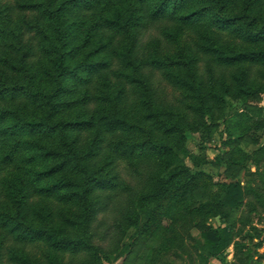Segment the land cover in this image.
Masks as SVG:
<instances>
[{
    "label": "trees",
    "instance_id": "1",
    "mask_svg": "<svg viewBox=\"0 0 264 264\" xmlns=\"http://www.w3.org/2000/svg\"><path fill=\"white\" fill-rule=\"evenodd\" d=\"M262 94L264 0H0V264H252L264 144L244 182L183 159Z\"/></svg>",
    "mask_w": 264,
    "mask_h": 264
},
{
    "label": "rangeland",
    "instance_id": "2",
    "mask_svg": "<svg viewBox=\"0 0 264 264\" xmlns=\"http://www.w3.org/2000/svg\"><path fill=\"white\" fill-rule=\"evenodd\" d=\"M230 105V114L232 115L236 109L243 111L241 103L232 102ZM253 106H264V94L259 101H251ZM234 122V121H233ZM228 124L220 122L211 134V137L204 141L202 133H189L187 148L190 155L183 161L193 169H203L210 173L217 184L229 182L234 179H240L244 182V176L247 167L255 170L248 155H251L261 144H264V127L253 128L248 131V134L243 135L240 139L231 140L233 136L230 134ZM247 122L241 123V129L246 128ZM239 212L233 213V218H236ZM208 224L214 227L226 225L220 216L211 217ZM194 235H198L197 230H192ZM259 254H255V261L252 264H264V245L259 248ZM262 256V257H260ZM149 250L143 243L133 249L131 253L117 256L112 263L104 264H148ZM174 264H187L181 258L172 256ZM226 261L234 260V245L231 244L225 252ZM260 260V262L258 261ZM205 261V260H204ZM206 262V261H205ZM208 264H222L218 258H211L207 261Z\"/></svg>",
    "mask_w": 264,
    "mask_h": 264
},
{
    "label": "crops",
    "instance_id": "3",
    "mask_svg": "<svg viewBox=\"0 0 264 264\" xmlns=\"http://www.w3.org/2000/svg\"><path fill=\"white\" fill-rule=\"evenodd\" d=\"M263 263H264V261H263Z\"/></svg>",
    "mask_w": 264,
    "mask_h": 264
}]
</instances>
